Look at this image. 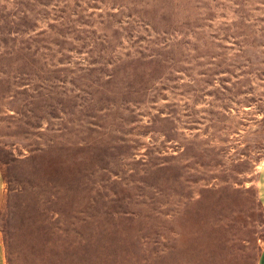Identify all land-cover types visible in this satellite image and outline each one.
<instances>
[{"label": "rangeland", "instance_id": "obj_1", "mask_svg": "<svg viewBox=\"0 0 264 264\" xmlns=\"http://www.w3.org/2000/svg\"><path fill=\"white\" fill-rule=\"evenodd\" d=\"M264 0H0L9 264H257Z\"/></svg>", "mask_w": 264, "mask_h": 264}, {"label": "crops", "instance_id": "obj_2", "mask_svg": "<svg viewBox=\"0 0 264 264\" xmlns=\"http://www.w3.org/2000/svg\"><path fill=\"white\" fill-rule=\"evenodd\" d=\"M257 188L259 194V201L264 210V164L259 172L257 179ZM7 198V184L3 178L0 169V213L3 210ZM0 264H9L7 255V244L3 233L0 230ZM257 264H264V247L262 248L260 255L257 260Z\"/></svg>", "mask_w": 264, "mask_h": 264}]
</instances>
